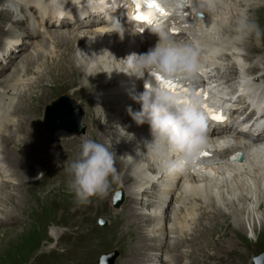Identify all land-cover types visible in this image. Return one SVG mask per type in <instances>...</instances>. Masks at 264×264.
Masks as SVG:
<instances>
[{
    "label": "bare ground",
    "instance_id": "1",
    "mask_svg": "<svg viewBox=\"0 0 264 264\" xmlns=\"http://www.w3.org/2000/svg\"><path fill=\"white\" fill-rule=\"evenodd\" d=\"M73 1L76 2V5L74 7L71 5ZM104 1L105 0H6L5 3L0 2V18L4 17L7 20L0 21V67L8 70L10 69V72L8 74L5 69L0 70V136L2 143H4V148L2 151L3 156L0 153V173L5 168L2 164H5V162H7L5 156L13 154L12 149H14V147L11 148V146L9 145L12 140L14 142V139L20 137V134L23 131L24 133H28L29 136L34 131H29L27 129L28 127H25V122L20 123V128H18L19 131H17V127L14 124V119L12 116L13 114L16 115V111H14V107H16L15 101L17 99H25L29 96H33L37 89L40 87H43L41 91L45 93V88L47 86L44 83L48 78H51V82H54L60 79V77L56 79V76H58L60 73H63V76L66 72L72 73L71 77L76 78L75 87L64 91V93H71L72 96L76 98H79L80 96L85 94L86 98L83 97L79 99L81 101L85 100V102L87 100H91V105L90 108H88L87 113L90 112L95 114V118L90 119V122H97V116H99V118L104 115H106V118L108 117V120L103 121V125L106 126V131L103 134L100 132L101 134L99 135L102 136L103 143L109 147V150L116 154L115 159L117 165L121 166L122 173L120 175L121 183L119 185V190L125 192L126 200L131 201L132 199H134V207H131L128 210V216L134 217V219L132 218L128 224L126 219V217L128 218V216H119L115 221V223L117 224L113 225V233L110 232L112 233L110 236V240L112 243H114L113 240L117 241L122 238L125 228L129 226L132 221L137 222V225L135 226L136 228L131 230L130 234L132 235L139 230V235L137 236L139 245L134 246L131 249L132 251L134 250L133 255L131 258L125 261L126 263L147 264V262H150L151 264V262H153L152 264H168L172 261V264H176L175 260L179 261V258L181 257L180 255H173L174 257L170 256L169 260L171 261H169L168 263L165 261V258H169L168 253H170V251H173L174 254V251H180L181 254L180 248L186 245L192 248L191 252H193L190 254V256H194V253L198 254L197 252L201 246V243H198V239L203 238L204 233L209 229L211 231L215 228V225L217 223L216 221L219 217L231 212L232 213L230 214L231 216H229V218L231 219V217H233V220H231L232 222H230V224L237 237H243V235L247 233V229L245 227L246 218L247 220H249L251 230L255 231L256 219L253 211L256 205L253 200L257 201V205L260 204L261 207L264 205V189L262 188V185H264V178L262 176L260 177V170H256L251 165H248V168H245L244 165L247 163H242L238 167H236L235 165H229L227 167L226 165L230 163V160H228L220 165L202 167L199 170V178L191 177L183 172L176 173L174 175H165L160 171L154 159L149 158L146 155L147 148L145 147L144 142L152 140L149 125L147 123L138 125L132 119L129 113L123 115L124 112L128 111L129 107H131L133 111H139L141 109V105L137 101H132V97H135V94L134 91L129 88L128 84L135 83L136 81L131 80L129 78L130 75L123 72L125 70V67L121 60L126 59L132 53L141 54L145 50L149 51L156 46L158 39L153 40L145 34H140L136 31L122 26V24L120 23L113 24V21H109L108 18L111 19L115 15L112 13L105 14L101 12L103 11V8L107 7ZM248 2L249 1L246 2V0H240L239 4L241 5ZM227 3L228 2H225V0H215V10L208 11L206 9L199 8L196 5L195 0H192L191 5L189 2L190 7L194 5L198 7L199 10H196V13L201 12L207 16L206 21L205 17H202L193 23L194 26L200 23L198 34L201 35L199 36V39H201L202 35L204 34V42H199V39L195 38L197 40L196 42L189 37V39H184L183 41L193 44L195 47H198L200 49L199 57H202V59L204 58L211 60L212 58L220 63H225L223 60L228 61L227 65V62L224 64L225 67H221V69H225L227 71L228 69H230V72H228V82H226V84H228L229 82H235L237 83V85L236 87H234V89H236L239 85H241V83H243L242 90H249L250 92L253 90L256 91V89H260V84L262 83V81L257 77L251 78V76L255 75L254 73H256L257 70H264V67H261L259 65L260 61L251 63L249 66H247V63H243L245 62L243 54L256 49L254 45L249 44L250 40H254L256 38L255 34L243 37L241 39H236L233 45L231 43V46H227V44L225 45L222 41L223 39H215H221L225 35L230 33H237L235 30L230 28L233 24L232 22L230 24H227L226 26L223 25L225 21L223 15H229V12L225 9H223L222 11L221 8H223V6H225ZM262 4H264V2L260 3L259 5ZM5 6L10 7V9L14 11V13L11 10H9V12L8 10L6 11ZM30 6H32L31 9L29 8ZM28 9L31 10V13L36 14L37 18H35L37 19V22L41 21L39 23L40 26H46L45 33H47L51 37L54 36V38L58 40V43L56 44L58 49L60 50V55L57 58H54L50 64H43V70L38 69L37 71H33L32 69H30V65L34 63L35 57L40 56L38 49H35L33 52L31 51L26 55L27 48H29L28 44L33 43V38L40 37L42 34L39 30H36L35 28V30H33L32 28H30V25L28 24V20L30 19V16L27 14ZM68 10L71 12V15L77 13L76 15L80 16V21H73L71 18H68L66 15L67 13H70ZM8 14H12L11 18ZM106 15H109L110 17H106ZM14 16H16V18ZM27 16L28 19L26 21L25 18H27ZM239 16L240 15H238V19H241V16ZM13 17L14 20H19V24L16 25V29H14L13 26L9 23V21H11ZM88 19H90V21ZM87 20L90 23L89 26L94 27V29H91L92 32L81 33L77 30L78 33H75L76 28H81V26H77L83 25L85 27L88 25ZM22 22L23 24H21ZM51 26L55 27V29H51ZM17 27L22 29H17ZM67 28H72V30H67ZM117 29L119 31H116ZM217 29L218 31H220L221 29H223L224 31L222 32V34L220 33V37H216L214 35L216 34ZM28 33L30 34V37L25 40L21 39L23 35ZM3 36L4 38L8 37L11 39L8 41L7 46L1 45L4 40ZM230 36L232 35L230 34ZM174 39L180 41L178 40L179 38L177 36H175ZM38 41L43 46H49V42H46L45 38H41ZM226 42L228 43V41ZM241 42L242 45L243 43H245V45L247 46L238 48ZM206 44H213L216 46L209 49V51L212 52L211 54L204 51L203 48ZM10 48H14V50L11 49L10 54L5 55L4 53H7V49ZM215 49L217 50L215 51ZM78 50L80 53L79 57H82L80 59H78L76 56V52ZM215 55L222 56L223 60H221L222 58L216 59ZM18 56H22V58L17 62L16 59ZM41 56L43 55L41 54ZM224 57L227 58L225 59ZM15 62L17 63L13 68H11V65L13 66V63ZM214 64L217 63L214 62ZM25 65L28 66L25 67ZM212 65L213 64H209L206 66L209 69H212ZM221 69L217 73H221V75L223 76L225 75V72ZM32 73L36 74L34 80H32V78H28L27 82L20 81V76L23 75V77L25 78L28 76V74ZM89 76H91V79L88 78ZM21 87H24V90H21ZM30 87H32L33 90L29 93L28 88L30 89ZM55 88V86L52 87L51 89H49V92L45 94L44 99L46 102L53 100V98L50 96V92H54ZM87 88H91L93 90L89 96H87L86 93ZM38 96H40V94H38L37 97ZM63 96L70 97L69 95L65 94ZM61 100L64 99L62 98ZM56 106V103L52 104L49 107L48 112L46 113L45 122L50 124V128L56 126L60 122V117L63 114L67 113L71 115V117H68L67 122L75 124V117L77 115V113H75V109H71L70 106L69 108L61 107L57 109ZM19 113L21 114V112ZM36 121L37 120L35 119L34 122H31H33L34 124L36 123ZM100 127L103 128V126L101 125ZM43 131L44 130L36 131V135L38 134L36 138L45 136L43 135ZM13 132L15 135H13ZM74 133L80 134L77 132H73L72 134H69L67 136L71 137L72 135H74ZM127 133L132 134V136L128 135ZM10 135H13L15 138L11 137ZM87 137L88 136L85 134V138ZM28 139H30V137H24V140L22 138V142H24V144H26V142L28 143V154L33 155L34 152L38 149L34 147V145H36L34 144L35 142H31V139ZM36 143L38 142L36 141ZM59 155L60 154H58V156ZM12 158L15 160L20 159L14 154ZM25 166H27L26 163ZM18 167V172L21 175H26L31 170H34L32 169V167H30L28 170L25 168L24 170L23 162L20 163ZM1 174L3 175V173ZM1 174L0 178H2ZM3 181L5 182L6 179ZM131 181H135V184H133L132 187H128V189H125L124 186ZM236 189L240 190L239 194H235V192L237 191ZM140 194L147 195L148 197V199H146L144 202H142V200L139 198L141 201L140 204H146L148 201L147 205L149 206L150 210L147 214L139 213L140 207L138 206L139 209L135 207L137 204L139 205V202L137 201L139 199H137V197H139ZM174 194L175 204L173 206H170ZM168 195H170L169 198ZM233 195H236V198L238 197L237 200ZM197 196L201 200L198 201L195 198ZM231 197L233 198L231 199ZM189 198H191V202L194 203L193 208L188 207L186 204ZM11 202L14 204V207L12 206L10 209L2 211L3 216L0 217V223L3 224L8 222H17L22 224V218L16 215L18 214L17 210L21 208L20 211L26 214V209L31 206L27 202H25L23 206H20L18 203H16L14 198L11 200ZM197 202L198 204L199 202L204 203L203 211L205 215L203 217L195 219L194 214L197 210ZM187 213H190V218L186 216ZM207 213L211 214V219L209 218L210 220H212L211 225L205 228L195 229L185 236V230L188 227L187 224H189L187 222L194 221L198 225H201V221L205 219ZM225 217L227 218V216ZM154 219L155 225L153 224V226H151V223L146 225L148 226L146 227V229L147 231H149V233L141 230L144 227H141V221L147 220L149 222L150 220ZM138 221L140 224L138 223ZM172 223L176 226L174 230L168 227V225L170 226ZM115 233H117L118 235L115 236ZM141 233H143V235H141ZM171 233H174L177 236H172ZM165 236L168 237L167 240H164ZM123 240L124 239H122V241ZM151 240L156 241L157 244L154 242L156 245H153ZM232 240L234 242L236 241L234 237H232ZM166 242L168 243V245L165 249V258L163 259V247L166 246ZM216 242L217 240L215 241V243ZM236 242L239 241L237 240ZM148 244L152 247H148ZM119 245L120 244H118V246ZM128 245H130V243ZM146 249L147 252L148 249H150V252L144 253ZM82 262L84 263V261ZM177 264L179 263L177 262Z\"/></svg>",
    "mask_w": 264,
    "mask_h": 264
},
{
    "label": "rangeland",
    "instance_id": "2",
    "mask_svg": "<svg viewBox=\"0 0 264 264\" xmlns=\"http://www.w3.org/2000/svg\"><path fill=\"white\" fill-rule=\"evenodd\" d=\"M247 1L249 2L240 5L239 4L240 0H228V3L225 6H223V8H221L222 11L223 9H225L229 12L228 13L229 15L226 14L223 15L225 18L223 25L226 26L227 24H230L232 22L234 25L232 24L230 28L235 30L236 22L239 20L238 15L241 16V17L239 16L240 18L247 16L250 20H254L259 25L261 30V35L259 39H257L256 37L254 40H250V41L248 40L249 44L254 45L256 49L243 54V57L245 58V62L243 63H247V66H249L251 63L260 61L259 65L261 67H264V56H263L264 55V4L259 5L260 3L264 2V0H246V2ZM0 2L5 3L6 0H0ZM5 8H6L5 10L6 11L8 10V12L9 10L12 11L10 7L5 6ZM29 8L31 9L32 6H30ZM12 12L14 13V11ZM28 12L27 14L29 16L32 17L36 16V14L31 13V10L29 9ZM8 15L11 18L12 14H8ZM66 15L68 18L73 17V15H71V12L67 13ZM235 15L237 18L235 17ZM14 17L16 18V16ZM14 17L12 18L11 21H9V23L13 26L14 29H16V25L19 24V20L18 21L14 20ZM25 19L27 21L28 16ZM1 20L7 21L6 18L4 17H1L0 21ZM88 20L90 21V19ZM88 20H87L88 25L85 26L86 28L83 25H79L77 27L81 26V28H76L75 33H78V31H80L81 33L92 32L91 29H94V27L89 26L90 23ZM23 22L21 24H23ZM40 22L41 21H39L37 25H39ZM50 28L55 29V27L52 26ZM17 29H22V28L17 27ZM67 30H72V28H67ZM217 31L216 34H214L216 37L217 36L220 37V33L222 34V32H224L223 29H221L218 32ZM230 34L232 36H230ZM230 34H227L223 38H221L223 40H227L228 43H230L228 44L227 42H225L224 44L225 45L227 44V46L228 45L231 46V43L233 45V43H235L238 36L237 33H230ZM29 35H30L29 33L25 34L21 37V39L25 40L28 37H30ZM41 38H45V41L49 42L48 47L40 44L38 40ZM215 39H220V38H215ZM9 40L11 39L5 37L1 45L7 46ZM32 41L33 43L28 44L29 48H27L26 55L29 54L31 51L33 52L35 49L39 50V55H40L39 57L38 56L35 57L34 63L32 65L28 64L31 67L30 69H32L33 71L34 70L37 71L38 69L43 70L42 69L44 68L43 64H47V65L50 64L54 58H57L60 55V50L58 49L56 44L58 43V40L55 39L54 36L51 37L47 33L45 34L42 33L40 37L33 38ZM244 46L247 45H245V43H243L242 45L241 42L238 48ZM11 49L14 50V48L7 49V53L5 52L4 54L5 55L10 54ZM224 50H230V49H224ZM146 52H148V50L143 51L141 54H144ZM41 54L44 57L41 56ZM79 54L80 53L78 50L76 52V56L78 59L82 58L79 57ZM215 56L216 59L222 58L221 60H223L222 56L220 55H215ZM21 58L22 56H18L16 61L17 62L20 61ZM224 58L226 59L227 57ZM215 61L218 62L217 60ZM223 61L225 63L227 62L226 65L228 64V61L226 60ZM17 62L13 63V66L11 65V68H13ZM225 63L218 62V64H225ZM28 65H25V67H27ZM2 69L5 68L0 67V70ZM5 70L7 71V74L10 72V69L9 70L5 69ZM263 71L264 70L262 71L257 70L256 73L254 74L258 76L259 73ZM226 72H230V70L228 69V71L226 70ZM71 75L72 73L66 72L64 73L63 76V73H60L58 76H56V79L58 77H60V79L54 82H51L52 79L48 78L47 79L48 81L46 80L44 83L47 86L46 87L47 89L45 88V93L41 91L43 87H40L38 88L39 90L37 89V91L33 96H29L28 98L25 99H17L15 101L16 107H14L15 109L14 111H16V115L14 114L11 115L13 116L14 124L17 127L16 128L17 131H19L18 128H20L21 125L20 123H24V122L26 124L25 127L26 128L28 127L27 129L29 131L32 130L34 131L30 134V136L28 135V133H24V131L21 132L20 137L14 139V142L12 140V142L9 144L11 148L14 147V149H12V152L14 155L20 158L19 159L20 161L13 159L12 158L13 154L12 155L10 154L5 156L7 162H5V164H2L5 168L1 171L3 175L0 173L2 177L0 178V217L3 216L2 211H5L6 209L7 210L10 209L12 206L14 207V204L11 202L13 198L16 201V203H18L20 206H23L24 203L27 202L28 204H30L31 207H28L29 209L28 208L26 209L27 210L25 212L26 214L20 211L21 208L17 210L18 214L16 215L22 218L21 219L23 221L22 224L17 222L16 223L8 222L3 224L0 223V264H68V263L74 264L75 262H76L75 264H85L82 261L85 262V260L87 261L95 260L99 255H101L106 251L108 247L107 244L109 243L112 245H110L108 248L110 247H114V248L107 249L106 252L117 250L120 253V256L117 258V261H115V264H131L128 262L126 263L125 261L132 257L134 250L132 251L131 249L134 246L139 245V241L137 237L139 235L138 233L139 230L136 233H133L132 235L130 234V231L136 228L135 226L137 225V222L132 221L131 224L125 228L122 238L117 241L113 240L114 243H112L110 238L108 237V235L111 236V234L113 233V230L111 227H109V225L111 223H113V225L117 224L115 223V221L121 215H125V217L128 216V210L131 207H134L135 205L133 203L134 199H132L131 201L126 200L125 194H124V201L121 203V206L120 205L114 206L113 204L115 193L120 189L119 188V185L121 183L120 175L122 173L121 166L117 165V162L115 163V167L117 169V176L119 178L118 180L111 183L107 195L103 197L93 196L89 198L87 201L79 202L75 198V194L72 191H70L68 187L69 177L68 174L64 171L65 163L67 162V160L70 163L72 160L77 158V154L80 150L79 146L81 144L82 139L85 138V134L88 136L87 137L88 139H93L97 142L103 143L102 136L99 134L101 133L103 134L106 131L105 130L106 126L103 125V121L108 120V117L107 118L105 117L106 115L104 116L101 115L102 117L100 118L99 116L96 117V119H98L97 122L94 123L90 122L89 121L90 119L95 118V114L90 112L87 113V110L88 108H90L91 105V100H87L85 102V100L81 101L79 99L83 97L86 98L85 94H83L79 98H76L73 97L70 92H69L70 94L64 93V91L75 87L76 78L71 77ZM33 76L34 77H32L31 74H28V76L24 78L22 75L20 76V81L27 82L28 78L30 79L32 78V80H34L36 74H34ZM88 78L91 79V76H89ZM54 86L56 87L54 89V92H50V96L53 98V100L46 102L44 99L45 94L49 92V89H51ZM21 90H24V87H21ZM28 90L30 93V91H32L33 88L30 87V89L28 88ZM92 91L93 90L91 88H87L86 90L87 96H89ZM38 94H40V96L37 97ZM64 94L69 95L73 99L76 106L81 109L82 121L85 126V130L83 133L80 134L74 133V135H72L71 137L67 135H61V136L54 135L52 133L53 127L50 128L47 125L48 123L45 122L46 113L48 112L49 107L52 104H54L55 101L60 100ZM62 104H65L63 107L69 108L70 106L71 109H74L72 108V105L68 101H65ZM61 107L57 105L56 108L58 109ZM75 110L78 111V109ZM19 112H21V114ZM127 113L128 111L124 112L123 115H126ZM35 119L37 121L34 124L38 126H35L33 124ZM100 125L103 126V128H101ZM35 129L36 131L44 130L43 135L45 136L42 135L43 137L36 138L38 134L36 135L37 132L35 131ZM13 135H15L14 132ZM13 135L10 136L15 138ZM24 137L27 138L30 137L31 142H35L34 144L36 145H34V147H36L38 150H36L33 155L28 154L29 145L27 142L26 144L22 142L24 140ZM66 140H71V141H66ZM36 141L38 143H36ZM3 146L4 143H2L0 136V153L2 156H3L2 151L4 148ZM58 154L60 155L58 156ZM22 162H23L24 170L25 168L28 170L30 167H32V169L34 170L28 172L29 174L27 173L26 175H21L18 172L19 171L18 165H20V163ZM25 163L28 167L25 166ZM41 174L43 175L41 176ZM5 179L6 181L4 182L3 180ZM134 182L135 181L129 182L124 186V188L128 189V187H132L133 184H135ZM262 188L264 189V185H262ZM236 190L237 191L235 192V194L236 193L239 194L240 190L239 189ZM144 194H140L139 197H137V199L140 198L142 202H144L146 199H148L147 195ZM233 196L237 200L238 197L236 198V195ZM169 197L170 195H168V198ZM195 198L198 201L201 200L198 196ZM232 198L233 197H231V199ZM140 199L137 200L139 202V205L137 204L135 207L136 208H138V206L140 207V209L138 208L139 213L147 214L148 211L150 210L149 206L147 205L148 201L146 204H140L141 202ZM253 201L255 202L256 205L253 211L256 219L255 231L251 230V226L249 225V220H247L246 218L247 215H246L245 227L247 229V233H245L243 237L240 238L237 237L235 232L232 230L230 224V222H232L231 220H233V217H231V219L229 218L232 212L226 215L224 214L217 219L216 221L217 223L214 228L215 230L212 229L213 231L212 230L210 231L209 229L204 233L203 238L198 239V243H201L200 249L197 252L198 254L194 253V256L193 255L190 256V254L193 252V251L191 252L192 248L186 245L180 248L181 254L180 251H174L175 254L173 253V251H170V253H168L169 258H165V249L168 245V243L166 242V246L163 247L164 253L162 258L163 259L165 258V261L168 263L169 261H171L169 260L170 256L172 257L173 255H177V256L180 255L181 257L179 258V261L175 260L176 264L177 262L179 264H255L254 257H256L257 255H259L264 251V224H263L264 205L261 207L260 204L257 205V201L255 200ZM174 204H175V194L173 196L170 206H173ZM186 204L188 207L193 208L194 203L191 202V198L188 199ZM196 204H197V210L195 211L196 213L194 214L195 219L203 217L205 215L203 211L204 203L199 202L198 204L197 202ZM143 206L146 208H144ZM186 216L190 218V213H187ZM225 216H227L228 219ZM210 217L211 214L207 213L205 219L201 221V225L199 224L200 226L194 221L187 222L189 224H187L188 227L185 230V236L195 229L205 228L207 226H210L212 223ZM100 218L106 219L108 221V225L102 226L99 223ZM132 218L134 219V217L131 216H128V218L126 217L128 224ZM149 223H151V226H153V224L155 223V219L150 220L149 222L147 220L141 221V227L144 226L143 229L141 230H144V232L146 231L149 233V231H147L146 229V227H148L146 225ZM168 227H170L173 230L176 228V226L173 223L170 226L168 225ZM127 228L128 229L131 228V229L128 230ZM114 235L117 236L118 234L115 233ZM141 235H143V233H141ZM171 235L177 236L174 233H171ZM232 237H234V239H236V241L238 240L239 242L235 241L236 242L235 243L232 240ZM122 239L124 240L122 241ZM165 239L167 240L168 237L165 236L164 240ZM216 240L218 243L217 242L215 243ZM151 241L153 245L157 244L156 241L154 240ZM129 243L130 245H128ZM118 244L120 245L118 246ZM149 246L152 247L151 245L148 244V247ZM146 252L147 249L144 251V253ZM148 252H150V249H148ZM87 255H89L90 257ZM152 263L153 262H151V264ZM147 264H150V262H147ZM168 264H172V261L169 262Z\"/></svg>",
    "mask_w": 264,
    "mask_h": 264
},
{
    "label": "clouds",
    "instance_id": "3",
    "mask_svg": "<svg viewBox=\"0 0 264 264\" xmlns=\"http://www.w3.org/2000/svg\"><path fill=\"white\" fill-rule=\"evenodd\" d=\"M195 3L201 9L215 10V0H195ZM235 31L240 34L237 39L252 34L259 39L261 35L259 25L247 16L236 22ZM152 32L159 37L156 46L144 54L132 53L121 60L123 72L137 78H143L146 72L158 73L165 79L193 77L199 72L198 47L173 39L163 27H153ZM134 99L141 109L133 111L129 107L128 113L138 125H149L152 140L144 142L146 155L154 159L160 171L174 175L194 165L208 147L207 116L201 98L194 91L173 92L160 87L147 89ZM79 149L77 158L65 163L70 191L79 202L107 195L111 183L119 178L116 154L105 144L88 138L82 139ZM252 150L264 152V145Z\"/></svg>",
    "mask_w": 264,
    "mask_h": 264
},
{
    "label": "snow or ice",
    "instance_id": "4",
    "mask_svg": "<svg viewBox=\"0 0 264 264\" xmlns=\"http://www.w3.org/2000/svg\"><path fill=\"white\" fill-rule=\"evenodd\" d=\"M133 2L136 4V13L134 19L141 23L156 25L159 24L161 18H165L170 15L167 8L165 7V5L171 4L169 3V0H133ZM183 2L186 4L187 0H183ZM142 31L143 29L141 32ZM153 74H155L157 79L161 82L162 88L167 87L171 91L177 92L172 79H165L158 73ZM183 91L188 93L186 88H183ZM197 94L199 95L200 92L197 91ZM205 107L207 108V105H205ZM209 111L211 112L212 110L209 109ZM213 119H221V117L213 115ZM202 155L207 156L208 154L203 153ZM101 223L103 222L101 221Z\"/></svg>",
    "mask_w": 264,
    "mask_h": 264
},
{
    "label": "water",
    "instance_id": "5",
    "mask_svg": "<svg viewBox=\"0 0 264 264\" xmlns=\"http://www.w3.org/2000/svg\"><path fill=\"white\" fill-rule=\"evenodd\" d=\"M62 98L64 100H61ZM62 98L60 100H58L59 102L58 101L55 102L56 105H58L59 107H61V106L63 107L65 104H62V103H64L65 101H68L72 104V108H74V109L78 108L76 106V104L73 103V101L68 96H63ZM62 113H64V112H62ZM75 113H77V115L75 117L76 118L75 124L67 122L68 117H71L70 114H68V113L63 114L60 117V122H59L60 124L58 123L59 125L57 124L56 126L53 127L55 129H53L52 133L54 135H62V134L69 135V134H72L73 132H77V133L84 132L85 128H84V125L82 124V112L80 109H78V111H76ZM48 126H50L49 123H48ZM121 195H119V194L116 195L115 201H114L115 205L118 204V202L121 200ZM102 222L104 223L103 220H102ZM254 261H255V264H264V251L262 253H260L259 255H257L256 257H254Z\"/></svg>",
    "mask_w": 264,
    "mask_h": 264
}]
</instances>
